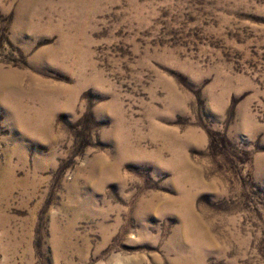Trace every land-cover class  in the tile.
<instances>
[{"label": "rangeland", "instance_id": "rangeland-1", "mask_svg": "<svg viewBox=\"0 0 264 264\" xmlns=\"http://www.w3.org/2000/svg\"><path fill=\"white\" fill-rule=\"evenodd\" d=\"M0 264H264V0H0Z\"/></svg>", "mask_w": 264, "mask_h": 264}, {"label": "bare ground", "instance_id": "bare-ground-1", "mask_svg": "<svg viewBox=\"0 0 264 264\" xmlns=\"http://www.w3.org/2000/svg\"><path fill=\"white\" fill-rule=\"evenodd\" d=\"M41 129V128H40Z\"/></svg>", "mask_w": 264, "mask_h": 264}]
</instances>
